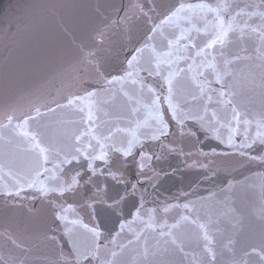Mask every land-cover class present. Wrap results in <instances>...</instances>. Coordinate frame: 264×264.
<instances>
[{"label":"water","instance_id":"1","mask_svg":"<svg viewBox=\"0 0 264 264\" xmlns=\"http://www.w3.org/2000/svg\"><path fill=\"white\" fill-rule=\"evenodd\" d=\"M181 2L196 3L198 0H0V124L7 123L4 116L11 110L19 118L35 116L34 109L39 108L43 117H37V120L47 126L44 129L47 136L63 139L66 132L83 130L87 126L86 112L64 109L57 110L55 114L48 113V107H56L52 101L64 104L67 96L92 91L101 79L97 67L105 75H122L131 51L146 43L149 29L153 26L148 17L159 23L169 9ZM205 2L215 5L231 3L232 0ZM237 2L243 7L248 0ZM133 5L139 7L134 8ZM126 11L129 14L127 21L124 20ZM181 23L183 27L193 28L191 35L197 43L206 39L204 22L197 16H193L190 22ZM196 28L201 31L196 32ZM101 31L103 36L99 35ZM172 31L166 29L165 35ZM176 32L178 34V30ZM147 43L159 46L162 38L157 36ZM238 47L234 46L233 50H238ZM89 52L95 53V59L87 55ZM249 54H254L251 48ZM181 66L186 67L183 63ZM141 76L162 96L166 95V89L161 92V77H149L146 72ZM147 96L145 92L141 97L139 87L131 82L123 87L117 84L98 97L100 103L94 111V120L104 127L135 128L136 121L142 123L145 119L152 124L142 103H137ZM238 99L243 102V108L240 125L236 126L233 121L234 143L237 145L244 141L246 135H256L257 122L264 114V100L258 89L253 92L241 88ZM180 106L186 112H195L200 108V101H193L188 95L186 100L180 101ZM217 107L216 104L210 106L209 117L211 108ZM161 109L170 135L153 141L146 138L151 135L152 128L141 127L144 150L149 155L154 154L143 168V174L138 166V155L135 159L125 160L119 154H112L109 166L113 171L120 169L123 172L125 184L106 174H97L93 177V184L85 185L82 180L75 193L69 192L63 197L52 195L44 198L32 190H26L20 197H8L3 193L5 185L11 186L12 179L5 167L0 173V264H9L10 255L16 258V264H65V258L72 259L73 241L85 239L84 224L99 227L109 244V259L112 258L110 253L115 251L118 259L128 260L131 264L137 252L143 249V242L128 244L129 240L135 239L132 233H155L138 221L132 224L131 231L126 228L115 244L110 242L120 231L119 224L130 220L129 213L135 215L141 203L144 221L148 220L150 210L155 209L156 224L180 223L178 231L186 233L187 241H191L198 230L190 222L181 221V216L188 215L203 222L207 213L214 222L219 221L213 225L218 250L227 244L237 217H241L244 224L239 236L240 244L236 245L238 256L241 246L259 244L264 233V218L259 214L264 207V193L261 192L264 165L251 157L264 156V144L257 141L250 148H232L227 143V124L221 126L213 121L212 126L201 127L198 121L189 119L181 128L172 119L166 103H162ZM82 116L85 117L84 122H81ZM245 119L250 124H244ZM29 127L35 129L36 124L30 123ZM24 148L25 144L19 137L0 129V160L14 159L17 166L23 165L29 158ZM241 151L246 155H240ZM155 156L160 159H155ZM81 164L84 166L82 171L86 173L84 180H87L91 173L87 172L86 161L82 160ZM96 166L106 168L99 161ZM70 167L64 169L63 178L66 180L75 170H81L79 165L72 171H69ZM131 184L137 185L135 196H129L119 209L111 207L109 198L123 194ZM185 203H194L199 214L185 212L183 207H178ZM166 207L168 211L165 212ZM60 215L65 219L60 220ZM216 228L220 231L216 232ZM53 235L55 240L51 239ZM9 236L22 243V247H14ZM202 244V239L200 247L186 242L188 254L178 253L176 260L180 264H198L203 256ZM222 250L224 255L218 260L220 264H227L231 254L226 248Z\"/></svg>","mask_w":264,"mask_h":264},{"label":"snow or ice","instance_id":"2","mask_svg":"<svg viewBox=\"0 0 264 264\" xmlns=\"http://www.w3.org/2000/svg\"><path fill=\"white\" fill-rule=\"evenodd\" d=\"M193 16L204 22L203 32L206 39L201 43H197L191 35L193 28L183 27L181 23L190 22ZM128 19L129 14L126 11L124 20ZM148 19L153 26L149 29L146 43L131 51L122 75H105L97 67V73L101 78L97 81V87L83 95L65 97L64 104L52 101L56 107L47 108L48 113L52 114L64 109L86 112L87 126L83 130H72L66 132L63 139H56L47 136L44 130L47 126L37 120V117H43L39 108L34 109L35 116L25 115L18 118L14 115V110L5 114L4 119L7 123L0 124V129L8 130L21 139L29 158L25 164L19 166L14 159L0 160V173L7 167L8 176L12 179L10 187L5 185L4 195L20 197L26 190H32L44 198L52 195L63 197L66 193H75L82 180L85 185L93 184V177L97 174H106L118 183L125 184L123 172L120 169L113 171L109 166L113 153L119 154L125 160L135 159L138 155V166L143 174V168L148 165L154 154L149 155L144 150L145 140L141 138L144 135L140 132L141 127L152 128L151 135L146 138L153 141H160L161 138L170 135L169 125L163 118L162 103L167 104L172 119L180 124L181 128L184 121L189 119L198 121L201 127H210L214 121L221 126L227 124L229 130L227 143L232 148H250L257 141L264 144V114L257 122L258 130L254 137L246 135L244 141L237 145L233 136V121L236 126L241 123L243 102L238 99L241 88H248L253 92L258 89L264 100V0H260L259 3L248 0L243 7L237 0L215 5L205 0H198L196 3L181 2L169 9L159 19V23L152 17ZM166 29L173 31L170 35H165ZM195 31L200 32L201 29L196 28ZM99 35L103 36V31L99 32ZM157 36L162 38L161 45L147 43L155 40ZM237 45L238 50H233ZM250 48L254 54H249ZM87 55L95 59V53L89 52ZM182 63L186 67H182ZM142 72H146L149 77L153 75L161 77L163 80L161 92L166 89V95L162 96L155 87L147 84L145 78L141 76ZM128 82L139 87L141 97L145 92L148 93L147 97L138 100L137 103H142L153 123L149 124L148 119L142 123L136 121L135 128L104 127L102 123L98 124L94 120V111L100 103L98 97L115 85L120 84L123 87ZM213 85L218 87L214 88ZM188 95L193 101H200V108L195 112H186L180 106V101L186 100ZM212 104L219 107L211 108L209 117ZM84 120L85 117L82 116L81 122ZM14 121L18 122L14 124ZM30 123H35L36 128H30ZM243 123L247 125L250 121L245 119ZM240 155L244 156L246 153L241 151ZM155 159L158 160L160 157L155 156ZM251 159H258L264 165V156H254ZM82 160L86 161L87 172L91 173L87 180H84L86 173L82 171L84 167L81 164ZM97 161L106 168H97ZM76 165H79L81 170H75L70 179H64L65 167L71 166L69 171H72ZM96 187L97 191H100L99 185ZM136 192L137 185L131 184L130 187H126L123 194L118 193L116 197L109 198L110 206L119 209L120 205L126 203L129 196H135ZM261 192L264 193V181L261 184ZM178 207H183L185 212L199 214V209L194 203H185ZM142 209L143 203L136 209L135 215L129 213L131 219L119 224L120 231L110 242L115 244L117 237L126 228L131 231L132 224L138 221L144 223L147 230L155 233V235H150L147 231L132 233L135 239L129 240L128 244L143 242V249L137 252L131 264H180L176 256L178 253L184 256L188 254L185 250L186 242L195 243L200 247L201 239L203 256L198 264H220L218 257H223V248L231 254L227 264H264V233L261 234L259 244L241 246L238 256L236 245L240 244L239 236L244 230L241 217H237L232 224V234L227 244L218 250L215 247L217 241L213 235V225L219 221L214 222L210 214L206 213L207 219L203 222L199 218L181 216V221L190 222L198 230L193 239L187 241L186 233L178 231L180 223L157 225L153 216L155 209L150 210L148 220L144 221L141 216ZM164 211H168V208L166 207ZM259 214L264 218V207L259 210ZM58 218L65 219L63 215ZM83 228L86 230L85 239L73 241L72 259L65 258V264H91L93 261L95 264H129L128 260L118 259L115 251L110 253L112 258H108L109 244L105 242L98 226L89 227L84 224ZM215 231L219 232L220 229L216 228ZM51 239L55 240V236L53 235ZM9 240L14 247H22V243L16 238L9 236ZM150 240L153 243L150 244ZM120 247L126 250L123 245ZM8 262L16 264V258L10 255Z\"/></svg>","mask_w":264,"mask_h":264}]
</instances>
